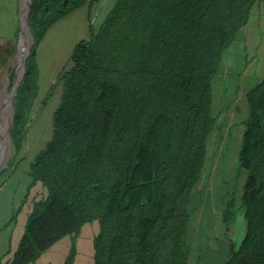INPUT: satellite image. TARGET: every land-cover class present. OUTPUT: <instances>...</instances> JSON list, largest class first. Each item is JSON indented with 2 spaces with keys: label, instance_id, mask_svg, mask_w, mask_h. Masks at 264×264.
<instances>
[{
  "label": "trees",
  "instance_id": "obj_1",
  "mask_svg": "<svg viewBox=\"0 0 264 264\" xmlns=\"http://www.w3.org/2000/svg\"><path fill=\"white\" fill-rule=\"evenodd\" d=\"M98 1L32 0L27 22L33 42L9 129L17 152L39 90L40 43L57 21ZM263 3L116 0L89 38L75 44L60 74L52 136L30 171L31 186L40 181L46 195L33 202L4 264L34 263L95 220L94 264L188 263L190 201L218 126L213 82L224 53L244 27L249 31L252 10ZM246 101L239 150L246 233L224 264H264V74ZM3 110L5 123L9 102ZM9 146L1 149L2 162ZM232 203L223 213L227 225ZM76 255L74 239L63 264H74Z\"/></svg>",
  "mask_w": 264,
  "mask_h": 264
},
{
  "label": "rangeland",
  "instance_id": "obj_2",
  "mask_svg": "<svg viewBox=\"0 0 264 264\" xmlns=\"http://www.w3.org/2000/svg\"><path fill=\"white\" fill-rule=\"evenodd\" d=\"M115 2L100 0L92 5L86 3L57 21L46 32L37 52L39 90L27 122L26 138L18 152L11 140L3 167L21 156L34 158L45 147L52 136L54 111L63 93L60 74L70 66L68 61L75 44L89 38L91 26L97 29ZM252 12L249 31L244 27L236 41L226 50L224 64L213 82V111L218 116V126L209 139L203 178L190 201L191 219L187 239L192 255L201 250L210 251L213 238L222 235L223 213L228 202H233L229 207L228 237L239 245L246 232L244 208L240 206L246 177V171L239 165L240 134L248 113L246 92L264 74V3L261 7L253 8ZM20 19L21 11L19 22ZM19 22L7 27L4 41L0 40V104L4 95L11 91L20 64V45L23 47L28 40L31 46L33 42L27 27L22 28L20 42ZM6 102H9L8 94ZM4 113L0 105L1 117ZM6 116H9V121L12 120L13 108L6 112ZM44 189L41 186L38 188V194L43 197L46 195ZM98 227V221L95 220L86 223L76 238L72 235L63 237L46 250L44 255L48 260L45 262L63 264L76 239L74 264H94L93 237Z\"/></svg>",
  "mask_w": 264,
  "mask_h": 264
},
{
  "label": "crops",
  "instance_id": "obj_3",
  "mask_svg": "<svg viewBox=\"0 0 264 264\" xmlns=\"http://www.w3.org/2000/svg\"><path fill=\"white\" fill-rule=\"evenodd\" d=\"M21 3V0H0V40L6 35L7 27L19 22ZM243 131L240 134L242 136ZM32 160L33 157L21 156L0 169V264L12 257L25 231L33 202L43 197L38 194V188H44L40 181L31 186ZM228 229L229 226L223 220L222 235L213 238L210 251H197L193 254L195 256L191 253L187 264H224L228 260L231 245L235 244L227 235ZM45 252L36 262L29 264H50L45 262L48 260Z\"/></svg>",
  "mask_w": 264,
  "mask_h": 264
},
{
  "label": "water",
  "instance_id": "obj_4",
  "mask_svg": "<svg viewBox=\"0 0 264 264\" xmlns=\"http://www.w3.org/2000/svg\"><path fill=\"white\" fill-rule=\"evenodd\" d=\"M31 4H32V0H25V12L22 13V10H21V19H20V22H19L20 40H21V37H22V34H23V29H22L23 21L26 24L27 31L30 32V28L28 26L27 20H28L29 14L31 12ZM23 50L25 51V53L23 54L22 61H21L22 71H21V73L19 75V67L17 66L16 72H15V76H14V79H13V83H12V87H11V91L8 93V99H10L11 108H13V99L18 94L19 87L21 86L22 81H23L24 73L26 71V60H27V58L29 57V55L31 53V46L29 45L28 42L25 43V45L23 47ZM19 51H20V49H19ZM11 124H12V120L9 121L8 128H7L10 142L12 140L11 136H10V133H9V129L11 127ZM3 139H4V135H3L2 131H1V128H0V148H1V144L3 143ZM6 159L3 162H5ZM3 162L0 164V169L4 165Z\"/></svg>",
  "mask_w": 264,
  "mask_h": 264
},
{
  "label": "bare ground",
  "instance_id": "obj_5",
  "mask_svg": "<svg viewBox=\"0 0 264 264\" xmlns=\"http://www.w3.org/2000/svg\"><path fill=\"white\" fill-rule=\"evenodd\" d=\"M21 10H22V13H24L25 12V0H22V3H21ZM24 27H26V24H25V22L23 21V23H22V28H24ZM22 38V37H21ZM20 42H21V40H20ZM27 42H28V40H27ZM24 47V46H23ZM23 47L20 45V52L18 53V58H21L20 59V64H19V75H20V73H21V71H22V66H21V61H22V57H23V54L25 53V51L23 50ZM6 86V85H5ZM5 93V92H4ZM8 93H6L5 95H4V99H3V101H2V103H1V109H2V106H3V103H4V101H5V99H6V95H7ZM9 105H10V99H9ZM10 107H11V105H10ZM8 119H9V116H7L6 117V119H5V123L3 122V120H2V117H1V115H0V128H1V131H2V133H3V135H4V139H3V143L1 144V148H0V156H1V149H3V147H4V144H6V146L8 145V143L10 142V139H9V136H8V130H7V122H8ZM11 143V142H10ZM2 163V159H0V164Z\"/></svg>",
  "mask_w": 264,
  "mask_h": 264
}]
</instances>
